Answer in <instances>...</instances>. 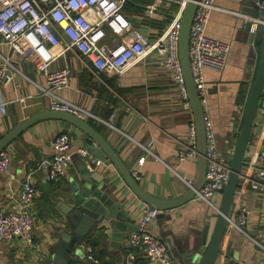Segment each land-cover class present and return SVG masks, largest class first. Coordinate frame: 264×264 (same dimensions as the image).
I'll use <instances>...</instances> for the list:
<instances>
[{
  "label": "crops",
  "instance_id": "obj_1",
  "mask_svg": "<svg viewBox=\"0 0 264 264\" xmlns=\"http://www.w3.org/2000/svg\"><path fill=\"white\" fill-rule=\"evenodd\" d=\"M251 2L216 0L217 10L211 14L206 29L208 37L230 47L222 72L204 71L208 88L204 117L223 162L231 161L256 66L255 45L247 42V35L241 32L245 22L238 17V14L250 17ZM152 3L153 0H127L123 7L132 26L151 42L166 31L178 9L176 4L164 3L156 13L148 16L145 9ZM87 18L93 20L92 15ZM254 18L264 21V10L260 9ZM110 41L114 44L118 40L112 38ZM47 49L55 57L60 52V47L47 46ZM2 54L17 72L13 74L9 67L8 78L0 84V103L6 105V114H0V139L18 123L50 111L49 97L41 90L45 87V80L35 65L12 51L4 50ZM51 66L69 70V87L62 96L90 113L91 117L85 121L107 140L132 176L135 173L140 177L137 182L146 193L158 199L172 200L189 190L186 181L191 180L193 184L196 162H180L178 151L185 145L193 116L182 110L169 72L156 63L153 55L122 76L94 75L73 52L57 57ZM111 117L115 129L106 124L110 123ZM255 123L264 129V86ZM61 132L69 135L72 149H85L83 134L72 125L55 119L32 125L9 145L12 148L10 164L7 171L0 172V210L12 211L17 207L21 182L34 172L35 197L31 208L34 236L31 246L20 239L0 244V264L50 263V245L58 240L57 231L65 219L59 205L63 195L69 194L71 186L78 181L80 159L74 157L66 173L53 182H48L45 173L36 169L42 160L51 156V142ZM256 139L253 137L250 147H254L251 145ZM149 142H152L153 156H147L144 151ZM247 154L240 173L243 177H251L250 164L264 165V152L258 153L256 149L253 156ZM103 176L111 190L109 196L126 215V223L132 229L136 228L145 204L131 193L113 167L106 169ZM222 194L211 199L212 206L192 200L163 213L164 216L151 226L152 232L166 246V240L170 241L173 248L167 247L171 253L186 241L192 242L205 226L209 227L208 238L211 237ZM240 204L247 211L244 234L226 227L222 237L221 264H264V190L254 189L250 182L239 176L230 217ZM127 237L115 248L93 231L77 245L76 255L70 257L67 264H95L88 256L98 264H124ZM86 248H91V254ZM136 264L149 263L139 257Z\"/></svg>",
  "mask_w": 264,
  "mask_h": 264
},
{
  "label": "built area",
  "instance_id": "obj_2",
  "mask_svg": "<svg viewBox=\"0 0 264 264\" xmlns=\"http://www.w3.org/2000/svg\"><path fill=\"white\" fill-rule=\"evenodd\" d=\"M190 0H153L146 6L148 16L156 13L157 8L166 4H176L178 9L172 15L166 31L153 42L148 41L142 33L134 28L123 13L127 0H0V84L7 79L9 59L2 53L12 51L26 61L33 63L45 80L42 92L49 97L51 111L65 112L87 120L90 113L69 102L62 93L69 87V70L52 68V62L66 52L77 53L82 63L91 69L94 75L107 74L122 76L137 63L153 55L156 63L170 74L171 81L181 102V108L191 113V107L185 88L182 69L178 58V38L180 17ZM216 0H199L190 25L188 55L194 86L200 103L204 108L207 98L205 70L222 72L225 68L230 47L228 44L208 37L206 29L211 14L217 10ZM91 10L93 20L84 16ZM242 17L244 22H251L255 31L264 21L252 17ZM246 19V20H245ZM109 37V38H108ZM118 40L112 44L110 39ZM60 47L58 55L53 56L47 49ZM0 114H6L5 103H0ZM106 123L115 129L111 123ZM152 142L144 151L153 156ZM12 148L7 146L0 152V172L7 171L11 160ZM196 134L193 121L189 124L188 138L183 148L178 151L180 162L197 159ZM83 161L89 170L101 165L92 154L83 148L72 149L70 137L61 132L51 142V156L42 160L36 171L45 173L46 180L53 182L61 178L73 164V158ZM206 173L205 183L196 193L194 201L204 202L210 206L211 199L223 193L230 174V162L219 159L216 140L206 123ZM35 171V172H36ZM251 177H242L250 182L254 189L264 190V165L250 164ZM26 175L21 182L18 205L12 211L0 210V244L19 238L25 245L33 244L34 219L31 214L35 189L32 174ZM136 181L140 177L133 173ZM186 185L191 188L192 181ZM160 211L145 205L136 221V228L126 242L127 254L124 264H136L143 257L149 264H175L171 253L162 241L152 232L151 226ZM247 211L240 204L233 217L227 218V226L244 234ZM91 248L86 252L91 254ZM98 264V261L88 256Z\"/></svg>",
  "mask_w": 264,
  "mask_h": 264
},
{
  "label": "water",
  "instance_id": "obj_3",
  "mask_svg": "<svg viewBox=\"0 0 264 264\" xmlns=\"http://www.w3.org/2000/svg\"><path fill=\"white\" fill-rule=\"evenodd\" d=\"M198 1L190 0L186 5L180 17L178 38V58L193 116L198 153L195 180L191 188L183 196L172 200H162L146 193L107 140L100 136L86 121L69 113L50 110L35 114L18 123L0 139L1 152L32 125L43 120L55 119L66 122L78 129L84 136L85 150L101 162V165L94 172H91L83 161H79L78 181L71 186L69 194L63 195L59 205L61 215L65 219L57 231L58 240L50 245L49 254L51 260L49 264H67V260L76 255L78 251L77 245L93 231L99 236L106 238L110 245L115 248L122 244L128 232L134 231L135 228L132 229L126 223V215L120 211L114 200L109 196L111 190L105 183V177L103 176L106 169L113 167L136 198L149 208L159 210L160 214L157 219L162 218L164 216L163 213L191 202L196 193L203 187L206 173V121L203 107L193 83L188 55L190 25ZM251 1L249 5L250 17L254 18L260 9L264 10V0ZM241 32L247 35L249 44L255 45L256 66L242 110V120L238 128L236 144L230 161V174L222 194L218 217L211 237L209 236L208 238L209 227L205 226L202 229V233L199 236H195L192 242L186 241L177 250L174 248L172 253L170 252L175 264H221L222 237L227 227V218L230 216L238 178L245 163L246 153L253 156L256 149L258 153L264 152V132L262 133L264 129H262V125H256L255 123V117L261 105V94L264 86V24L259 23L256 30L252 31L251 22L247 21L244 23ZM253 137H256L257 141L252 143L253 145L251 146L254 147H250ZM166 243L169 248H173L169 240H166ZM156 264L161 263L157 262Z\"/></svg>",
  "mask_w": 264,
  "mask_h": 264
},
{
  "label": "rangeland",
  "instance_id": "obj_4",
  "mask_svg": "<svg viewBox=\"0 0 264 264\" xmlns=\"http://www.w3.org/2000/svg\"><path fill=\"white\" fill-rule=\"evenodd\" d=\"M91 14H93V12L91 10H87L85 11L84 16L87 17L88 15H91Z\"/></svg>",
  "mask_w": 264,
  "mask_h": 264
}]
</instances>
